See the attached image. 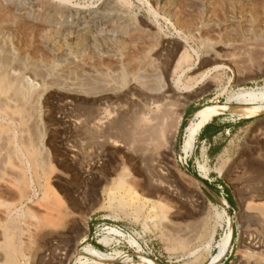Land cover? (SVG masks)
Listing matches in <instances>:
<instances>
[{
	"label": "rangeland",
	"instance_id": "1",
	"mask_svg": "<svg viewBox=\"0 0 264 264\" xmlns=\"http://www.w3.org/2000/svg\"><path fill=\"white\" fill-rule=\"evenodd\" d=\"M127 1L136 26L111 49L118 56L106 57L98 45H52L47 12L0 0V264H208L226 225L222 264H261L264 249L248 242L264 241L256 218H264V115H220L193 153L179 152L195 111L232 107V93L264 86V3L222 10L215 0L207 11L179 3L172 18L181 41L163 52L160 37L172 28L148 26V0ZM180 53L179 66L191 67L178 72L190 99L148 114L144 97L162 92ZM101 111L110 119L98 127ZM171 118L180 121L171 153L149 170L139 153L148 141L160 146ZM90 164L98 172L85 173ZM83 248L108 257L75 261Z\"/></svg>",
	"mask_w": 264,
	"mask_h": 264
},
{
	"label": "bare ground",
	"instance_id": "2",
	"mask_svg": "<svg viewBox=\"0 0 264 264\" xmlns=\"http://www.w3.org/2000/svg\"><path fill=\"white\" fill-rule=\"evenodd\" d=\"M4 1H7V3H11V4H17V6L19 5L20 7H22L21 9L25 10V12L26 10L36 11L38 13L47 12L48 14L47 13L45 14L50 15L49 24L53 26V29L54 27L57 29L55 32H53V36L51 37L53 38L51 42L52 45L53 44L54 45L63 44V45H67L71 49L72 48L81 49V52L83 51L82 49H86L87 52L89 49H92L93 51L94 48L97 47L96 45H98V46H101L100 52H102L104 56L106 55V57L107 56L108 57L118 56L115 50L111 51V49L116 46L117 47L121 46L126 41V37L128 36V34L130 32L133 33L132 31H134L133 29L134 27L132 26L133 25L136 26L135 24L136 21L134 22V20H133L134 24L131 26V22H132L131 17L133 15V12L130 6L132 5L129 6V2L127 0H83L81 2H79L78 0H52L55 2L52 7L46 6L48 4L47 2L51 0H4ZM94 1H97V3H94ZM148 1L150 2L148 6L150 8L149 9L150 16L148 20L146 21L148 26L155 28L159 26L160 21H163L164 23H166L168 26L172 28V31L168 35H163V34L162 36L160 35L161 37L159 41V46H160V49L164 52L169 49L172 50V46H174L175 43L177 44V42L175 41H179V40L181 41V39L179 38L181 36L179 33L180 31L178 32L176 31V29H174V27H177L178 25L177 23L174 24L176 18L175 19L172 18V13H173L174 8L177 5H179V3H182L184 4L183 6L188 7V9L189 7L191 8L192 6L196 5V6H199L198 9L201 8V10L207 11V9L211 6L212 3H214L215 0H148ZM220 1L222 2L221 9L224 10V4L231 3L235 0H220ZM244 1L248 2V1H254V0H244ZM258 1H261L262 3H264V0H258ZM140 3L142 2L140 1ZM226 5L228 6V4ZM23 10H20V11L23 12ZM134 16L140 17L139 12L138 13L136 12ZM27 17L29 18V15ZM179 18L180 17L178 16V19ZM181 20L182 19H180L179 22ZM189 21L190 23H192L191 19ZM181 25H182V22H181ZM179 28H180V25H179ZM158 29L159 28H157V30ZM160 31L164 32V30H160ZM183 36L184 35H182V37ZM184 39L186 40V38L183 37V40ZM174 48H177V47H174ZM55 52H57V49ZM65 56L68 57V55L66 54ZM185 57L183 53L182 54L180 53V56L178 60L176 61V64L174 65V69L173 71H171L172 76L170 77L169 80L166 81L165 86L161 93L152 94V92H150L151 94H149L148 92V95L146 94V96L144 97L148 103V108L146 109L147 110L146 112L148 114H150L153 111H157L161 107V105L167 104L171 99L175 100L179 106L181 103L184 102L185 99L187 100L190 99L191 96L188 95V93L190 92L189 90L190 85L188 86V85L183 84L181 81L182 77L181 75H179L180 73L178 74L179 69L182 67V66H179V63L180 62L184 63V61H186ZM61 59L62 57L60 55L57 56V61L58 60L61 61ZM166 60L168 62L167 58ZM165 64H166V70H168L170 64L168 63H165ZM182 68H183V70L181 69L182 72L184 70L187 72L191 71V67L188 66L187 64H185V66L183 64ZM238 82H239V79H235V83H238ZM205 89H206L205 87L204 89L198 88L197 92H195V95L201 96L202 94L208 91ZM228 100L232 102L234 106L232 107L228 105L205 106L201 109H198L192 114L188 125L184 128L183 143L181 145L180 152H179L181 155H183V158H186L190 153H193L194 148H195L196 138L198 137L199 133H201L202 129L206 127L207 125H209L214 118L220 115H224V114H234V115H238L239 117H242L245 119L255 118L257 116L264 115V86H261L260 88H254V89L240 88L236 92L232 93L229 96ZM179 111L181 112L180 109ZM155 113L157 114L158 112H155ZM155 113L153 114L154 116H156ZM108 119H110L109 115L106 112L101 111L100 118L97 120L96 125L98 127L102 126L105 123H107ZM171 119L172 121H170ZM171 119H169L170 121L169 123L171 125H169V123L167 124L166 122L167 124L166 127L164 125L165 129L164 130L162 129L163 130L162 139H161L162 142L160 143V146L157 147L156 145H154L152 142L153 140L150 142L148 141V143H145L143 150L140 151L139 153L141 160H143L145 164L150 168L149 170L151 169L155 170V168L158 166L160 161L166 160L167 157L171 153L172 144L174 141L176 130L180 127V121H178V123L176 124L175 120L173 121V118ZM75 124H77V122H74V125ZM97 170H99V166L97 164L96 165L90 164L88 166V169L84 172L85 173L91 172L92 174H94L93 172L95 171L98 172ZM151 183L156 185L157 182L153 181V179L152 180L150 179V184ZM117 195L119 196V198L126 196L124 192L122 193L119 192L117 193ZM254 216H256V214ZM256 218L259 224L264 228V218L260 214H258ZM231 236L232 234L229 229V226L226 225V232L215 243V246H214L215 254L211 257L208 264H222V262L226 259L227 255L229 254L231 250V245H230ZM249 241H250L248 242L249 246L252 247L253 249H256V250H259L262 248L264 249V245H263L264 241L263 242L260 241L259 243V240H257L256 238L255 239L253 238ZM100 243L102 244L103 242H100ZM81 257L90 258V259H97V258L106 259L108 256L92 248H83L80 252L75 254L74 260L77 261ZM261 261H262L261 264H264V259H262ZM134 264H157V263L150 260L149 258L140 257L139 262H136Z\"/></svg>",
	"mask_w": 264,
	"mask_h": 264
},
{
	"label": "trees",
	"instance_id": "3",
	"mask_svg": "<svg viewBox=\"0 0 264 264\" xmlns=\"http://www.w3.org/2000/svg\"><path fill=\"white\" fill-rule=\"evenodd\" d=\"M204 132L205 131H202L201 135H200V138L202 139V137L204 136Z\"/></svg>",
	"mask_w": 264,
	"mask_h": 264
}]
</instances>
